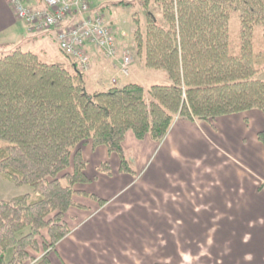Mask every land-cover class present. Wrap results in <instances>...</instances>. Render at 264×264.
<instances>
[{"label":"trees","instance_id":"1","mask_svg":"<svg viewBox=\"0 0 264 264\" xmlns=\"http://www.w3.org/2000/svg\"><path fill=\"white\" fill-rule=\"evenodd\" d=\"M138 5L135 55L167 83L126 80L91 90L70 64L48 63L19 46L0 55V177L33 191L0 200V264H51L48 253L69 233L64 217L76 205L75 186L88 182L81 144L106 147L120 171L134 173L123 147L127 132L159 142L176 117L210 122L264 111V0ZM257 138L264 148V128ZM99 169L109 172L107 163Z\"/></svg>","mask_w":264,"mask_h":264},{"label":"crops","instance_id":"2","mask_svg":"<svg viewBox=\"0 0 264 264\" xmlns=\"http://www.w3.org/2000/svg\"><path fill=\"white\" fill-rule=\"evenodd\" d=\"M23 1L45 7L42 0ZM138 6V0H92L91 11L111 25L121 49L132 42ZM125 9L131 10L128 27L118 20ZM76 19L66 18L61 26ZM18 46L48 63L76 68L59 49L56 29L31 32L0 0V55ZM87 51L90 89L110 86L112 78L126 81L118 60L92 45ZM132 74L137 80L135 68ZM263 128L264 111L251 109L210 122L177 118L159 142L127 132L123 147L134 173L120 171L119 157L106 147L81 144L88 182L75 186L76 205L64 217L69 233L48 253L50 263L238 264V258H250L263 264L264 242L250 232L246 241L230 226L241 212L249 213L246 225L264 224V148L257 138ZM103 163L109 172L99 169Z\"/></svg>","mask_w":264,"mask_h":264},{"label":"built area","instance_id":"3","mask_svg":"<svg viewBox=\"0 0 264 264\" xmlns=\"http://www.w3.org/2000/svg\"><path fill=\"white\" fill-rule=\"evenodd\" d=\"M6 1L16 18L23 20L31 32L56 29L59 49L83 71L89 65V45L100 50L108 59L117 58L116 37L103 16L91 11L92 0H42L45 4L43 8H32L23 0ZM75 15L77 19L74 22L61 26L64 19ZM121 51L118 73L127 77L130 74L132 54L129 50Z\"/></svg>","mask_w":264,"mask_h":264},{"label":"rangeland","instance_id":"4","mask_svg":"<svg viewBox=\"0 0 264 264\" xmlns=\"http://www.w3.org/2000/svg\"><path fill=\"white\" fill-rule=\"evenodd\" d=\"M136 8H137V6H136ZM136 8H135V10H136ZM119 9H122V7H120ZM130 12H131L130 9H125V11L123 13L118 15L119 16L118 20H121V21L124 20V22H127V27H128V23H129L130 17H131V13ZM139 12H141V11H140V8L138 7V11H136L133 14V17L136 16V15L138 17V15H140ZM108 26L110 27L111 25L108 24ZM110 28L112 29V27H110ZM132 29H134V24H132ZM237 32H238V20H237V18L235 16H232V18L230 20V40L232 42V45H235L237 40H238L237 39V36H238ZM132 35H133V30H132ZM21 49L25 50L24 47H21ZM121 50H123V51L129 50L131 52V54H132V64H131L130 74L127 77H123V78H126V80H135V81H137L138 78H140L145 86H148L149 84H153V83H167L166 77L163 74H161L159 71L148 70V69H146L143 66L142 61L140 59H138L136 57V55H135L133 41L130 44H128V45L127 44L124 45L120 49V51ZM120 51L119 52L117 51V58L115 60L120 59V57L122 56V54H121L122 51L121 52ZM74 66L76 67L77 70H79L80 73L83 74V76L86 79L87 78L86 75L88 74V72L90 70V63L88 65V68L85 71H83V69H80L77 65H74ZM118 68H119V66H118ZM134 68H135V71L138 73V77L136 76L137 80L134 78V76L132 74ZM70 70H71V68H70ZM259 76H260V78L264 79V70L259 73ZM105 79L108 80V76L107 77L105 76ZM112 79H114V78H112ZM112 79L110 80L111 84H113V83L116 84L117 83L115 81L116 79L115 80H112ZM98 81H100V80H98ZM98 81H96V82H98ZM100 83H102V82L100 81ZM107 83H109V80H108ZM91 90H93V89H91ZM176 118H175V120H176ZM5 144H6V141L0 139V146H4ZM198 163H200V162H198ZM26 193L33 194L32 188L30 186H28V185L15 186L10 181L5 180L2 177H0V200L9 199L11 197L18 196V195H23V194H26ZM248 215H249L248 212H241L239 214V217L235 218L233 223H231V225H230L231 228L233 230L238 231V232L241 231V233L244 234L246 241H248L250 239L249 238V232H250L253 235H255L257 240L264 242V224L260 223V222H257V221H254L253 223L246 225L244 222L248 221L247 220ZM43 232L45 233V230H43ZM39 241L41 242L40 238H39ZM239 246H242L244 248L247 245H245V242H242L241 245H239ZM42 252H43V250L39 249L38 252L32 251L31 254L34 257H38V256H40V254ZM244 252H247V251H244ZM9 254H8V256H9ZM238 260H239L238 264H252L253 263V260H250V258H246V260L244 258H238L236 260V262ZM177 262H179V261H177ZM262 262L264 264V259H263ZM228 263H226V264H228ZM216 264H224V263L222 262V260H220V262H216Z\"/></svg>","mask_w":264,"mask_h":264}]
</instances>
